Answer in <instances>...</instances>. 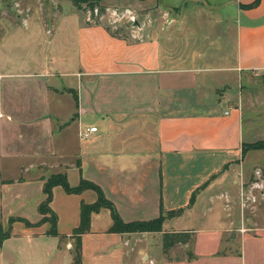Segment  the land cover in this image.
Instances as JSON below:
<instances>
[{
	"label": "crops",
	"instance_id": "1",
	"mask_svg": "<svg viewBox=\"0 0 264 264\" xmlns=\"http://www.w3.org/2000/svg\"><path fill=\"white\" fill-rule=\"evenodd\" d=\"M255 1L157 0L149 21L124 36L88 24L67 1L36 13L52 24L43 62L28 57L32 33L9 50L25 68L0 66V227L9 232L0 264H34L36 255L72 264L80 206L97 195L54 187L58 235H49L38 207L54 175L71 188L96 185L124 223L165 216L160 232L113 233L108 209L92 213L81 264H264V196L247 220L241 207L259 166L246 155L261 150L244 154L242 113L230 103L243 74L264 76V0L245 8ZM9 13L27 26L31 13L19 4L0 7ZM172 233L191 242L164 251Z\"/></svg>",
	"mask_w": 264,
	"mask_h": 264
},
{
	"label": "rangeland",
	"instance_id": "2",
	"mask_svg": "<svg viewBox=\"0 0 264 264\" xmlns=\"http://www.w3.org/2000/svg\"><path fill=\"white\" fill-rule=\"evenodd\" d=\"M66 1L69 7H74L70 0H3L0 3L1 8H14L16 4H19L22 10L27 11L29 14L27 17V26L25 27L23 19L25 16L18 17L17 15L11 14H0V43H3L2 56L0 58V66L4 70L9 68V71H15L18 67L25 68L23 63L19 61L17 56V51L11 55L10 48L13 47L15 41H27L31 40L32 33L37 34L36 41L38 45H35V50L32 51L34 54H30L29 58H32L35 62H43V58L40 59L38 56L44 54L46 41L53 38L46 34V30H50L52 24L48 21L47 26H42L39 20L36 19L37 14L41 9H49L66 6ZM157 0H104L98 3L97 6L91 7L83 6L85 13L83 15H89L90 13L95 16L98 23H102L108 26L115 34L127 35V33L135 31L138 29L134 26L132 27V18L135 19L140 24L143 21H149L146 19L145 12L152 9L157 3ZM30 8V11H29ZM94 8L92 11L91 9ZM37 13V14H36ZM132 24V25H131ZM31 25H35L39 30L32 29ZM28 28V29H27ZM30 28V29H29ZM18 51H22V45L19 44ZM43 56V55H42ZM25 65V64H24ZM237 90V89H235ZM234 101L230 102L240 109L242 113L243 122V135L245 144H251L255 142H264V76L254 75L252 73H245L242 76V81L238 89V93L233 97ZM246 165L250 166L251 162L257 163L254 169L259 168L264 173V153L263 151H248L246 155ZM250 179V178H249ZM248 179V180H249ZM235 189V186H232ZM247 210V209H245ZM247 213L244 215L245 220L250 218L251 210L248 208ZM246 223V221H245ZM249 223V222H248ZM249 227V224H247ZM244 229H247L244 227ZM75 244L72 245V253L74 252ZM183 248L178 246L177 254L182 255ZM36 262L34 264H44L45 261L41 256L34 257ZM53 262V261H52ZM50 264H53V263ZM46 263V262H45Z\"/></svg>",
	"mask_w": 264,
	"mask_h": 264
},
{
	"label": "trees",
	"instance_id": "3",
	"mask_svg": "<svg viewBox=\"0 0 264 264\" xmlns=\"http://www.w3.org/2000/svg\"><path fill=\"white\" fill-rule=\"evenodd\" d=\"M73 6L80 12L85 13V9L83 6L87 4V6H97L99 2L104 0H70ZM256 0L252 5H248L245 8H251L257 4ZM92 11L94 8L91 9ZM98 24V23H96ZM248 150H261L264 152V142L257 141L251 144H243V152H247ZM60 186L65 193L67 194H79L85 190H92L97 195V200L93 204H84L82 203L80 206V223L79 226L73 231V235L75 236V249L72 253V264H81V245H80V236L89 230V222L90 215L92 213L98 212L100 209L105 208L110 211L112 226L109 229L110 232L113 233H134V232H160L162 222L165 216H159L155 220L150 221H134L130 223H124L113 204L105 199L101 190L94 185L93 183L81 180L80 184L71 188L65 177L63 175H54L50 177L43 186V193L45 195V199L41 202L38 207L39 213L43 216L41 223L48 222L50 224V229L48 231L49 235L57 236V219L55 214L50 209V203L52 201V190L54 187ZM180 213V211L172 212L167 216H173L174 214ZM28 227H32L30 223L25 222ZM9 237V232H3L0 227V243ZM191 242V237L187 233H172V234H164L163 235V250L166 251L169 248L177 245V244H185Z\"/></svg>",
	"mask_w": 264,
	"mask_h": 264
},
{
	"label": "built area",
	"instance_id": "4",
	"mask_svg": "<svg viewBox=\"0 0 264 264\" xmlns=\"http://www.w3.org/2000/svg\"><path fill=\"white\" fill-rule=\"evenodd\" d=\"M86 14V12H85ZM86 17V21L88 24H96L98 21L95 19V16L91 13L89 15H84ZM132 24L137 22L135 19H131ZM99 24V23H98ZM135 27H139L135 26ZM96 131L95 127L89 128L85 130V133H81L80 137L83 139H86L90 133H93ZM242 194L241 198V207L242 208H250L252 209L254 205L256 204L257 200L264 196V173L261 169L256 168L253 170L251 178L246 182L245 185L242 186ZM248 230L242 228L240 229V232H247Z\"/></svg>",
	"mask_w": 264,
	"mask_h": 264
},
{
	"label": "water",
	"instance_id": "5",
	"mask_svg": "<svg viewBox=\"0 0 264 264\" xmlns=\"http://www.w3.org/2000/svg\"><path fill=\"white\" fill-rule=\"evenodd\" d=\"M134 26H138V23H137V22H135V23H134Z\"/></svg>",
	"mask_w": 264,
	"mask_h": 264
}]
</instances>
